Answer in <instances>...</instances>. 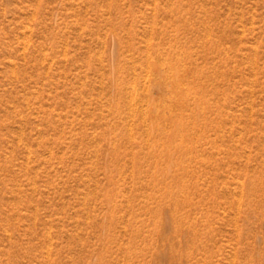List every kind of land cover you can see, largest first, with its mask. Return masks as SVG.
<instances>
[{
	"label": "rangeland",
	"instance_id": "374dc122",
	"mask_svg": "<svg viewBox=\"0 0 264 264\" xmlns=\"http://www.w3.org/2000/svg\"><path fill=\"white\" fill-rule=\"evenodd\" d=\"M0 264H264V0H0Z\"/></svg>",
	"mask_w": 264,
	"mask_h": 264
}]
</instances>
